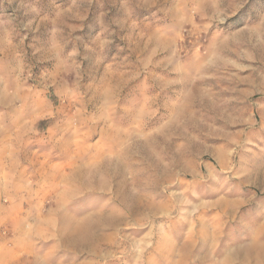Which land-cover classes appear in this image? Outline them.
<instances>
[{
    "label": "rangeland",
    "instance_id": "rangeland-1",
    "mask_svg": "<svg viewBox=\"0 0 264 264\" xmlns=\"http://www.w3.org/2000/svg\"><path fill=\"white\" fill-rule=\"evenodd\" d=\"M0 123L28 181L0 264H226L264 195V0H0Z\"/></svg>",
    "mask_w": 264,
    "mask_h": 264
},
{
    "label": "crops",
    "instance_id": "crops-1",
    "mask_svg": "<svg viewBox=\"0 0 264 264\" xmlns=\"http://www.w3.org/2000/svg\"><path fill=\"white\" fill-rule=\"evenodd\" d=\"M15 124L17 123H0V193L7 196H15L24 185H28L25 172L17 170L16 163L13 162L20 159L19 152L13 150L11 140L13 131L10 128ZM20 124L23 125L18 123V126ZM245 180L264 186V170L257 177H245ZM258 202V207L262 205L261 208L264 209V195ZM149 207L146 205V209ZM261 208L257 215L252 216L250 230L239 232L229 242L224 253L226 264H264V213L260 212ZM233 228L231 232H234Z\"/></svg>",
    "mask_w": 264,
    "mask_h": 264
},
{
    "label": "bare ground",
    "instance_id": "bare-ground-1",
    "mask_svg": "<svg viewBox=\"0 0 264 264\" xmlns=\"http://www.w3.org/2000/svg\"><path fill=\"white\" fill-rule=\"evenodd\" d=\"M113 164H114V163H113ZM81 240H83V239H81ZM76 241H77V240H76ZM74 242H75V241H74ZM76 243H78V242H75V244H76ZM80 243H81V242H80Z\"/></svg>",
    "mask_w": 264,
    "mask_h": 264
}]
</instances>
